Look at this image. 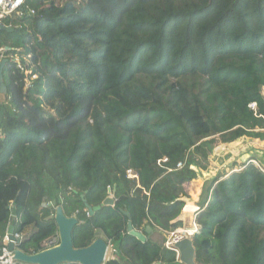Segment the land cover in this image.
<instances>
[{
	"label": "trees",
	"instance_id": "trees-1",
	"mask_svg": "<svg viewBox=\"0 0 264 264\" xmlns=\"http://www.w3.org/2000/svg\"><path fill=\"white\" fill-rule=\"evenodd\" d=\"M27 5L19 32H0L28 71L12 60L2 71L0 240L12 225L17 249L42 251L57 235L42 204L55 202L78 220L74 248L111 244L106 264H182L164 244L198 179L195 262L264 264V161L214 171L219 146L264 139V0ZM109 190L114 207L88 216L80 196L96 206ZM123 211L152 229L144 243Z\"/></svg>",
	"mask_w": 264,
	"mask_h": 264
},
{
	"label": "water",
	"instance_id": "water-1",
	"mask_svg": "<svg viewBox=\"0 0 264 264\" xmlns=\"http://www.w3.org/2000/svg\"><path fill=\"white\" fill-rule=\"evenodd\" d=\"M0 32L6 33H18V28L5 27L0 24ZM1 42V39H0ZM7 49H10L7 47ZM7 59L0 61V95L4 96L7 93L6 86L3 81L2 71L7 63ZM109 195L105 197L99 205L89 206L83 195H81L84 208L88 216H92L95 212L99 211L103 207H114L116 199L113 194L108 191ZM53 203L54 213L53 219L57 227V234L59 237V243L55 247L42 250L35 254H25L21 250L15 248L14 245V228L9 225L7 228V237L9 243L7 248L14 255L15 260L23 264H103L108 254L110 245L103 239H96L90 245L84 248L76 249L72 243V230L78 223L75 216H66L61 206H57ZM123 214L127 216L126 233L132 236L141 243L147 240L145 234L152 232L149 226L145 227L144 233L135 230L131 223V218L128 212L123 211ZM173 248L177 251V259L182 264H195V249L192 244V240L189 237H185L173 244Z\"/></svg>",
	"mask_w": 264,
	"mask_h": 264
},
{
	"label": "built area",
	"instance_id": "built-area-1",
	"mask_svg": "<svg viewBox=\"0 0 264 264\" xmlns=\"http://www.w3.org/2000/svg\"><path fill=\"white\" fill-rule=\"evenodd\" d=\"M59 1V0H56ZM34 14V10L30 8L27 5V0H0V24L4 25L5 27H11V28H17V26L12 25V21L22 18L23 16H31ZM4 20H9L8 24L3 23ZM8 46H0V61L2 59H7V61H14L19 69L23 71L25 75H27L28 71L25 70V67L27 65V62L25 64H22L21 59L24 61H27V57H21L19 55V50L13 49L9 47L10 49H7ZM14 50L15 53H8V51ZM26 84H28V81H26ZM27 86V85H26ZM251 109L255 108V104L250 105ZM167 162L166 158H163L162 160L157 161V164L160 166L161 164ZM255 163L254 161H252ZM182 167V163H178L176 165V168L179 169ZM128 178H137L136 174L132 172L131 170H128L126 172ZM187 205V203H186ZM186 205L182 209V213H190L193 217L192 222V228L185 229V230H178L171 232L164 244V247L166 249L172 250L176 252V257L178 256L177 251L173 248V244L178 242L179 240L189 237L191 238L194 233L198 230V225L195 222L196 216L199 212V207L193 204V210L190 212H186L185 208ZM42 207H49L52 208L54 212V207L52 202H45L42 204ZM52 215V214H51ZM72 216H75L74 214ZM177 230V229H176ZM14 245L16 248V245L22 240V235L19 233H14ZM9 243V239L7 237V234L4 235V237L0 240V264H23L17 260H15L14 255L11 251L8 250L7 245ZM59 243V237L58 234L56 236L50 237L47 240L44 241V249H50L52 247H55ZM108 243V242H107ZM110 247L112 248L111 244L108 243ZM109 247V248H110ZM114 256L109 258L106 256L105 261L103 264H106L108 260H113ZM178 260V259H177ZM155 264V263H154Z\"/></svg>",
	"mask_w": 264,
	"mask_h": 264
},
{
	"label": "crops",
	"instance_id": "crops-1",
	"mask_svg": "<svg viewBox=\"0 0 264 264\" xmlns=\"http://www.w3.org/2000/svg\"><path fill=\"white\" fill-rule=\"evenodd\" d=\"M215 151H216L215 154L217 156L220 155L221 158H219L216 163L217 167L214 166L215 167L214 171L219 170L222 167H226V165L230 163L237 164V166L235 167L238 168V167H241V164L243 161H245L246 159L250 157H254L255 159H261L264 161V139L260 140V139L247 138V141H245L244 143H241V142L234 143L230 146L221 145ZM198 182L195 181L190 184V186H192V184L194 185L193 195L196 198V200H194L192 204L190 202H187L186 208L190 206L188 212L193 210V204L196 205L198 195L200 194L202 183H200V181ZM187 185L188 183L184 185V188H186ZM188 203L191 205H189ZM186 208H185V211L187 210ZM191 218H192V215H190V213H185V212L181 213L177 220L181 221L182 224H181V227L175 231H178L181 229L185 230V229L192 228L193 220ZM170 233H168V235ZM155 235H157V233L155 232L152 233V237H154ZM113 256H114V251L110 247L108 249L107 257L111 258Z\"/></svg>",
	"mask_w": 264,
	"mask_h": 264
},
{
	"label": "rangeland",
	"instance_id": "rangeland-1",
	"mask_svg": "<svg viewBox=\"0 0 264 264\" xmlns=\"http://www.w3.org/2000/svg\"><path fill=\"white\" fill-rule=\"evenodd\" d=\"M73 29H79L80 31L83 29V27L82 26H79V25H76L75 26V28H72V30ZM77 31V30H76ZM0 99H1V96H0ZM236 169V168H235ZM239 169V168H238ZM195 181H200V180H198V179H196V180H193V181H191V182H189L188 183V185L186 186V188H184V189H186V191H187V193H188V195L190 196V201H188V202H190L191 204H192V202L194 201V200H196V198L194 197V195H193V193H194V185L192 184V186H190V184L191 183H193V182H195ZM199 183V182H198ZM200 183H202V181H200ZM187 184V183H186ZM198 197H199V195H198ZM191 204H189V205H191ZM191 215V214H190ZM191 219H193V217L191 218ZM154 237H156V235L154 236ZM195 264H197L196 262H195Z\"/></svg>",
	"mask_w": 264,
	"mask_h": 264
},
{
	"label": "bare ground",
	"instance_id": "bare-ground-1",
	"mask_svg": "<svg viewBox=\"0 0 264 264\" xmlns=\"http://www.w3.org/2000/svg\"><path fill=\"white\" fill-rule=\"evenodd\" d=\"M188 204H189V203H188ZM189 207H190V206H188V207L186 208V209H187V210H186V212H188V210H189Z\"/></svg>",
	"mask_w": 264,
	"mask_h": 264
}]
</instances>
